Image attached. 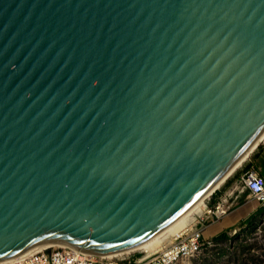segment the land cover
Listing matches in <instances>:
<instances>
[{
	"label": "water",
	"instance_id": "1",
	"mask_svg": "<svg viewBox=\"0 0 264 264\" xmlns=\"http://www.w3.org/2000/svg\"><path fill=\"white\" fill-rule=\"evenodd\" d=\"M263 135L264 0H0V262L138 246Z\"/></svg>",
	"mask_w": 264,
	"mask_h": 264
},
{
	"label": "built area",
	"instance_id": "2",
	"mask_svg": "<svg viewBox=\"0 0 264 264\" xmlns=\"http://www.w3.org/2000/svg\"><path fill=\"white\" fill-rule=\"evenodd\" d=\"M239 192H247L253 200L264 207V176L256 170L248 171L241 179ZM213 194L209 198H212ZM231 209L232 205L227 198L216 205H203V210L194 218L192 225L168 238L161 249L134 250L116 257H105L99 254L81 253L68 244H60L41 249L11 264H178L200 253L203 248L205 228L199 225L205 221V218L220 220L228 215ZM135 252H140V255L132 257L131 254Z\"/></svg>",
	"mask_w": 264,
	"mask_h": 264
},
{
	"label": "rangeland",
	"instance_id": "3",
	"mask_svg": "<svg viewBox=\"0 0 264 264\" xmlns=\"http://www.w3.org/2000/svg\"><path fill=\"white\" fill-rule=\"evenodd\" d=\"M241 165L235 169L232 175ZM209 197L210 195L203 201L204 205H210L212 198ZM260 208L264 209L261 205ZM257 211L247 220L241 222L236 229L227 232V237L224 239L219 238L222 233L214 236L207 235L208 230H205L204 246L200 253L178 264H264V210L261 213H257ZM193 217L195 218L196 215ZM213 220L205 218L199 227L207 229ZM138 255L140 252L131 254L132 257Z\"/></svg>",
	"mask_w": 264,
	"mask_h": 264
},
{
	"label": "crops",
	"instance_id": "4",
	"mask_svg": "<svg viewBox=\"0 0 264 264\" xmlns=\"http://www.w3.org/2000/svg\"><path fill=\"white\" fill-rule=\"evenodd\" d=\"M256 170L264 176V139L259 141L257 147L251 152L249 157L243 162L236 173L231 174L217 189L216 194L212 197L210 206L216 205L222 199H229L232 209L228 215L220 220L213 221L208 225L207 235H217L227 233L236 229L244 220H247L259 208L260 203L253 200L248 193H240L241 179L245 173ZM235 197H232V196ZM203 232V236L205 231Z\"/></svg>",
	"mask_w": 264,
	"mask_h": 264
},
{
	"label": "bare ground",
	"instance_id": "5",
	"mask_svg": "<svg viewBox=\"0 0 264 264\" xmlns=\"http://www.w3.org/2000/svg\"><path fill=\"white\" fill-rule=\"evenodd\" d=\"M263 137H264V135L261 137L260 140H258V143H259V141H261L263 139ZM257 144H255V145H257ZM255 145L253 146V148L255 147ZM236 168H234L233 171L228 174V176H230L235 171ZM228 176H226L224 178V180H222V182H220L219 185L216 186L215 190L220 187V185L223 183V181H225V179H227ZM212 193H213V191H212ZM210 194H211V192L209 194H205L202 198L199 199V201L192 208H190L188 211H186L176 221H174L172 224H170L168 227H166L163 231H161L159 234H157L156 236H154L150 240H148V241H146V242H144L138 246L124 248V249L112 251V252L99 253V255H102L105 257H116V256H118V254L128 253V252H132L134 250L151 251V250L161 249L164 246V244L166 243V241H167L166 239H168L174 235L179 234L180 232H182L186 228H189L192 225V223L194 222L193 215L197 216L201 213V211L203 210V205H204L203 201L205 199H207L206 197H208ZM60 244H62V243H51V244L40 246L39 248H37L36 250L31 252L27 256H29V255H31V254H33V253H35L41 249L57 246ZM0 264H11V263L0 262Z\"/></svg>",
	"mask_w": 264,
	"mask_h": 264
},
{
	"label": "trees",
	"instance_id": "6",
	"mask_svg": "<svg viewBox=\"0 0 264 264\" xmlns=\"http://www.w3.org/2000/svg\"><path fill=\"white\" fill-rule=\"evenodd\" d=\"M216 194V193H215ZM215 194H213V196L215 195ZM212 196V197H213ZM263 208H260L258 211H257V213H261V212H263ZM227 237V235H226V233H222L221 235H220V239H224V238H226Z\"/></svg>",
	"mask_w": 264,
	"mask_h": 264
}]
</instances>
